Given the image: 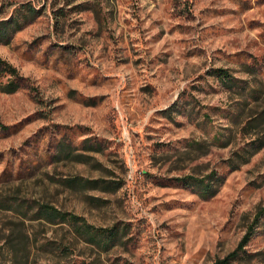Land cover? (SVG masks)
I'll return each instance as SVG.
<instances>
[{"label": "rangeland", "instance_id": "rangeland-1", "mask_svg": "<svg viewBox=\"0 0 264 264\" xmlns=\"http://www.w3.org/2000/svg\"><path fill=\"white\" fill-rule=\"evenodd\" d=\"M28 9L0 43L25 79L0 92V264H217L251 228L232 264H264V0H0V23ZM214 172L209 199L175 181Z\"/></svg>", "mask_w": 264, "mask_h": 264}, {"label": "trees", "instance_id": "trees-1", "mask_svg": "<svg viewBox=\"0 0 264 264\" xmlns=\"http://www.w3.org/2000/svg\"><path fill=\"white\" fill-rule=\"evenodd\" d=\"M23 15L24 16H22L21 18L17 17L12 21H3L0 23V43H9L11 35L24 27L25 22L28 21V17L33 19L36 17V11L33 9H28ZM21 19L25 22H23ZM20 21H22V23ZM214 76L217 77L222 85L230 91L234 89H241L243 93L246 94V97H251L256 101H258V99H260L261 97L256 90L250 88L248 83L235 78L229 70L217 69L214 72ZM24 82L25 79L20 76L19 71L14 66L0 58V92L4 94H15L23 89ZM231 114L232 115H230V119H232L233 117H235V119L239 117L238 115L236 116L233 112ZM255 122L258 125L264 124V112L260 114ZM215 139L216 141H220L219 137H216ZM250 146H252V152L244 151L248 153L249 157L254 155V153H257L260 150L264 149V138H261L259 142H251ZM62 147L64 149L66 147V149L63 151L69 150V146ZM242 160L244 161L242 163H247L249 161V158L245 157L242 158ZM222 180L223 179L220 176H217V173L214 172L204 180H199L192 176H187L185 178L176 179L175 181L183 187L194 189L201 197L209 199L216 195L217 188H215V186L218 185V182L220 183V181ZM45 210L46 211L44 213V216L47 218V220L54 223L69 222L75 227V230L81 237H85L87 239L88 243L94 244L105 250L110 249L121 240V235L117 227L109 230L95 229L87 223H80V218L78 217L68 214H61L53 208H47ZM262 218H264V210L260 211L258 217L256 218V223H258ZM253 233V228H251L250 232L240 243L239 247L225 259L219 261L217 264H232L239 257H241V255L245 254L246 252L244 250V247L247 246V244L251 240Z\"/></svg>", "mask_w": 264, "mask_h": 264}]
</instances>
